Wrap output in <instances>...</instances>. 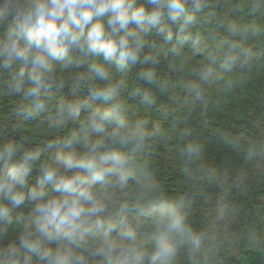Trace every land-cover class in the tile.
Here are the masks:
<instances>
[{"label":"clouds","instance_id":"9594fccd","mask_svg":"<svg viewBox=\"0 0 264 264\" xmlns=\"http://www.w3.org/2000/svg\"><path fill=\"white\" fill-rule=\"evenodd\" d=\"M200 8L201 0H0V70L11 76L13 92L43 111L49 90L64 86L58 69L96 56L102 59L89 64L87 79L107 83L91 86L90 92L93 99L111 102L107 107L87 101L56 104L58 124L79 117L82 108L88 113L70 136L47 144V149H56L49 162H40L39 150L22 151V145L12 142L0 145V239L13 223L12 209L31 206L17 241L0 248V264H175L182 242L178 237L189 231L180 207L165 205L152 217L154 240L148 248L128 219L129 205L112 198L110 190L127 192L130 181L140 182L134 154L160 129L149 128L147 119L132 118L119 102L126 82H113L110 66L154 65L166 45L178 53L179 46L192 41L185 33ZM247 31L235 24L227 27L233 36ZM153 33L161 44L149 41ZM193 47L199 52L195 43ZM241 55L243 66L254 54L228 41L208 50V63L194 72L199 82L188 84V91L201 98V83L224 78L214 67L218 58L223 56L220 68L230 71ZM140 76L149 84L157 82L151 68ZM145 100L151 103L147 96ZM185 150L192 154L199 146L188 144ZM34 167L41 179L31 184ZM205 239L204 234L189 237L191 257ZM262 240L253 235L251 242Z\"/></svg>","mask_w":264,"mask_h":264},{"label":"trees","instance_id":"16d2710c","mask_svg":"<svg viewBox=\"0 0 264 264\" xmlns=\"http://www.w3.org/2000/svg\"><path fill=\"white\" fill-rule=\"evenodd\" d=\"M192 14L194 20L185 33L192 41L179 46L178 53L166 45L154 65L110 66L111 80L126 82L119 102L132 118L147 119L149 128L160 129L134 154L140 182L130 181L127 192L110 190L112 198L129 205L128 219L148 248L154 240L152 217L165 205L180 207L189 231L178 237L182 242L175 264H193V259L198 264H264V240L251 242L253 235L264 238V0H201L200 10ZM229 24L248 31L230 35ZM172 29L175 32L174 25ZM3 30L0 26V33ZM148 39L162 43L155 33ZM222 41L238 43L254 55L243 66L244 57L239 56L230 71L220 68V56L214 67L224 78L201 83L202 97L197 98L187 85L199 82L194 72L208 63L207 51ZM101 59L88 56L79 66L58 69L64 86L49 90L43 111L13 92L11 76L0 70V145L17 143L22 151H41L40 162L51 161L56 149H47V144L70 136L88 113L82 108L79 117L58 124L56 104L87 101L92 107H107L111 103L93 99L90 92L91 86L107 82L87 79L89 64ZM147 68L154 71L156 83L141 78ZM30 110L35 114L29 115ZM188 144L199 146V151L189 154ZM76 151L83 152L79 146ZM39 179L41 173L34 167L29 183ZM30 210L27 203L12 209L13 223L0 239V248L17 241L30 220ZM195 234L206 239L193 258L189 237Z\"/></svg>","mask_w":264,"mask_h":264}]
</instances>
